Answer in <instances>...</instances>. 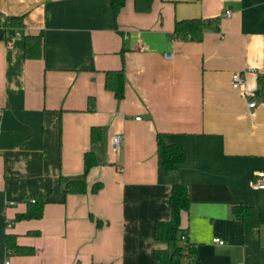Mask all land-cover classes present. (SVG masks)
Instances as JSON below:
<instances>
[{"label": "crops", "instance_id": "obj_1", "mask_svg": "<svg viewBox=\"0 0 264 264\" xmlns=\"http://www.w3.org/2000/svg\"><path fill=\"white\" fill-rule=\"evenodd\" d=\"M0 15L22 23L0 33V264H159L154 227L174 183L189 194L180 226L191 264H264V189L249 186L264 170V0H153L146 13L125 0L116 16L110 0H0ZM192 17L207 20L202 40L172 38L174 22ZM38 32L43 54L26 58L24 35ZM120 68L116 99L104 76ZM157 133L184 148L176 169L162 167ZM87 151L86 192L64 194ZM36 192H50L41 217L16 221ZM236 203L255 208L247 233ZM8 234L33 253L9 251Z\"/></svg>", "mask_w": 264, "mask_h": 264}, {"label": "trees", "instance_id": "obj_2", "mask_svg": "<svg viewBox=\"0 0 264 264\" xmlns=\"http://www.w3.org/2000/svg\"><path fill=\"white\" fill-rule=\"evenodd\" d=\"M153 0H133L134 9L137 12L146 13L151 10ZM125 0H110L111 10L114 16L118 14L123 7ZM5 28L0 29L4 33L7 29H20L22 27L21 16H5ZM207 20L199 17L183 18L174 22L171 37L179 40L200 41L203 38V28ZM43 33L24 35L23 53L26 58H40L43 54ZM257 91L264 96V74H258ZM124 72L123 69L107 70L104 76V87L111 91L116 99H120L124 94ZM100 128L91 129V141L97 142L100 139ZM156 151L159 156L162 167L166 170L176 169L186 158L184 148L178 143H169L165 141L161 133L156 135ZM96 164V158L93 151H87L83 157V174L81 178L66 180L61 188L64 194L84 193L87 190L85 180L89 169ZM101 182H94L91 192L100 189ZM50 194L36 192L26 200L24 211L15 215V220L37 219L43 212L46 197ZM189 194L185 184L174 183L171 185L168 195L169 217L166 220L155 222L154 239L162 242L164 247L153 250V258L159 264H191L195 249L194 245L188 241L185 229L180 226V217L182 211H187L189 207ZM231 211L240 221L242 232L247 233L258 225L256 211L253 206L243 203H236L231 206ZM96 223H101L96 220ZM37 231H29L36 233ZM14 234H8L5 244L9 251L18 254H31L33 247L17 244Z\"/></svg>", "mask_w": 264, "mask_h": 264}, {"label": "built area", "instance_id": "obj_3", "mask_svg": "<svg viewBox=\"0 0 264 264\" xmlns=\"http://www.w3.org/2000/svg\"><path fill=\"white\" fill-rule=\"evenodd\" d=\"M226 15H230L231 11L227 9L225 11ZM5 21L6 17L3 15H0V29L5 28ZM166 55V54H165ZM166 56H169L166 55ZM244 71L242 72H234L231 76V86L233 88H239L243 82H244ZM255 105V102L251 101L248 103L249 107H253ZM140 116H136L135 119H139ZM123 144V135L121 134H115L112 137V149L114 151H117ZM249 186L253 189H264V170H258L254 173V176L249 180ZM10 223H8V226ZM211 242L217 243V244H223L224 240L218 238V237H213L211 239Z\"/></svg>", "mask_w": 264, "mask_h": 264}]
</instances>
